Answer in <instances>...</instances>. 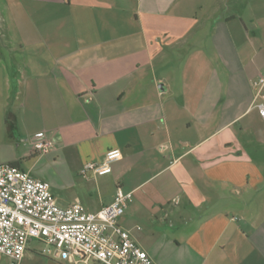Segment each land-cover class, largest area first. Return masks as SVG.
I'll use <instances>...</instances> for the list:
<instances>
[{
  "label": "crops",
  "instance_id": "0c3cea01",
  "mask_svg": "<svg viewBox=\"0 0 264 264\" xmlns=\"http://www.w3.org/2000/svg\"><path fill=\"white\" fill-rule=\"evenodd\" d=\"M260 75L264 0H0L1 135L52 140L61 206L131 192L118 224L155 264H264ZM112 148L110 173L81 175Z\"/></svg>",
  "mask_w": 264,
  "mask_h": 264
},
{
  "label": "built area",
  "instance_id": "2783aa9c",
  "mask_svg": "<svg viewBox=\"0 0 264 264\" xmlns=\"http://www.w3.org/2000/svg\"><path fill=\"white\" fill-rule=\"evenodd\" d=\"M253 105L264 119V75L254 82ZM52 140L45 132L30 140L33 153L47 154ZM122 157L118 148L105 152L101 161L82 165L81 175H105ZM132 193L117 188L113 200L96 211L79 202L60 206L49 183L9 162H0V254L19 263L30 241L42 243L41 253L71 264H155L147 252L118 224Z\"/></svg>",
  "mask_w": 264,
  "mask_h": 264
},
{
  "label": "rangeland",
  "instance_id": "374dc122",
  "mask_svg": "<svg viewBox=\"0 0 264 264\" xmlns=\"http://www.w3.org/2000/svg\"><path fill=\"white\" fill-rule=\"evenodd\" d=\"M0 133V162H7L6 158L9 156L16 155L19 161V164L23 168L30 169V172L36 177L44 181L53 182L59 188H65L62 190L65 194L68 191V187L72 184L69 182L71 179L69 175L65 174L64 165L62 163V159L57 157L56 154L47 153V154H39L33 153L31 147L26 143H21L18 147L8 146L9 141ZM51 192L53 194H60L59 191L52 189ZM57 203V202H56ZM59 203V202H58ZM57 203V204H58ZM59 205V204H58ZM61 206V205H60ZM29 245L31 248H35L41 251L42 243L36 240L30 241ZM28 254H36L32 251H27ZM38 254V253H37ZM42 256H48L45 254H39ZM50 256H59V252L53 249V252ZM22 261V260H21ZM21 261L17 264H21ZM12 260H10L7 256L0 254V264H11Z\"/></svg>",
  "mask_w": 264,
  "mask_h": 264
},
{
  "label": "trees",
  "instance_id": "16d2710c",
  "mask_svg": "<svg viewBox=\"0 0 264 264\" xmlns=\"http://www.w3.org/2000/svg\"><path fill=\"white\" fill-rule=\"evenodd\" d=\"M9 163L12 164V165H15V166L19 167V161L18 160L11 161Z\"/></svg>",
  "mask_w": 264,
  "mask_h": 264
}]
</instances>
